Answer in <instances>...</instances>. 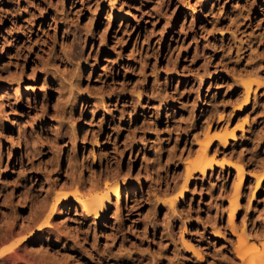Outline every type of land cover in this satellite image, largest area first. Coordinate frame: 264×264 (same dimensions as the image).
<instances>
[{"label":"rangeland","instance_id":"1","mask_svg":"<svg viewBox=\"0 0 264 264\" xmlns=\"http://www.w3.org/2000/svg\"><path fill=\"white\" fill-rule=\"evenodd\" d=\"M254 252L264 0H0V264Z\"/></svg>","mask_w":264,"mask_h":264},{"label":"bare ground","instance_id":"2","mask_svg":"<svg viewBox=\"0 0 264 264\" xmlns=\"http://www.w3.org/2000/svg\"><path fill=\"white\" fill-rule=\"evenodd\" d=\"M246 84V83H245ZM247 85L248 84H246V87H247ZM260 89V88H259ZM228 134H230V133H228ZM224 136V135H223ZM224 138H227V136L226 137H224ZM231 138V137H230ZM219 139V138H218ZM222 142V141H221ZM211 145V144H210ZM222 146V145H221ZM209 147V146H208ZM206 149V148H205ZM208 149V148H207ZM208 151H209V149H208ZM207 152V151H206ZM205 152V153H206ZM201 153H203V152H201ZM208 153V152H207ZM198 157V156H197ZM214 160V159H213ZM204 165V164H203ZM208 165H210V164H208ZM196 166V165H195ZM207 166V165H206ZM205 167V166H204ZM210 167V166H209ZM203 168V167H202ZM201 168V169H202ZM197 169V168H196ZM202 171H204V170H202ZM238 173H240L239 171H238ZM113 187V186H112ZM238 190H240L239 188H238ZM119 193V192H118ZM116 194V193H115ZM114 194V195H115ZM113 195V194H112ZM104 201V200H103ZM106 201V200H105ZM109 203V199H107V203L106 204H108ZM106 204H105V206H106ZM91 212V211H90ZM44 213V212H43ZM41 215H43V214H41ZM245 242L246 243H248V239H245ZM245 244V243H244ZM255 253V256L254 255H252L250 258H249V261H248V258H247V254H241V253H239V254H241V255H239L240 257H241V259L243 260V261H248V263H246V264H264V252L263 253H258V252H254ZM181 263V262H180ZM232 263H234V262H232Z\"/></svg>","mask_w":264,"mask_h":264}]
</instances>
